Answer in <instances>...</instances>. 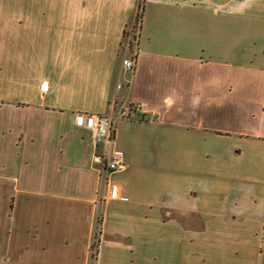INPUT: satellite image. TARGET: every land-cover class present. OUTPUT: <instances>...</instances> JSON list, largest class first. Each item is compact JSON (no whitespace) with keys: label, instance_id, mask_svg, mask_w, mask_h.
Instances as JSON below:
<instances>
[{"label":"crops","instance_id":"0c3cea01","mask_svg":"<svg viewBox=\"0 0 264 264\" xmlns=\"http://www.w3.org/2000/svg\"><path fill=\"white\" fill-rule=\"evenodd\" d=\"M60 1L0 5V264H89L112 147L96 264H263L264 0H145L131 77L136 0Z\"/></svg>","mask_w":264,"mask_h":264},{"label":"built area","instance_id":"2783aa9c","mask_svg":"<svg viewBox=\"0 0 264 264\" xmlns=\"http://www.w3.org/2000/svg\"><path fill=\"white\" fill-rule=\"evenodd\" d=\"M140 23L136 24L128 30V39L124 47L125 57L122 60L123 70L131 77L135 67L138 53V37H139ZM131 45V47H130ZM130 80L128 81V83ZM128 85V84H127ZM122 85L118 84L117 89H121ZM115 105V103H113ZM133 115L137 120H148L146 116L141 113V105L134 104L126 108L120 107L114 114H89L78 113L75 118V126L79 129L88 130L92 135V140L95 145L104 143L112 145L114 142V131L116 123L122 119H130ZM126 168L122 153L116 149L111 148L105 152L102 158V172L108 176L110 173H119ZM108 193L104 196L105 201L125 200V197L120 195V188L116 183H109L106 178Z\"/></svg>","mask_w":264,"mask_h":264},{"label":"rangeland","instance_id":"374dc122","mask_svg":"<svg viewBox=\"0 0 264 264\" xmlns=\"http://www.w3.org/2000/svg\"><path fill=\"white\" fill-rule=\"evenodd\" d=\"M0 1H1L0 5H2V6H11L12 4L16 3V0H12L13 3H10V0H0ZM75 1H77V0H75ZM141 2H142V0H136V6L141 4ZM54 3L55 4H61V1L60 0H40V2H39L40 6H49V5H53ZM146 7L149 8V7H151V5L150 6L145 5L144 11L146 10ZM144 11H143V15H144ZM137 24H138V22H137ZM132 25H130V26H128V28H126L125 33L128 34V30L132 27ZM127 34L125 37H123L122 45H121L120 52H119L120 63H122V60L124 58V47H125L127 39H128ZM237 37L238 38H244L245 36H242L241 34H235L233 37L234 40H236ZM254 41L257 42L256 39ZM257 46L256 45H255V47L250 46V48H253L256 50L258 48ZM120 84L122 85L123 82L121 81ZM100 171L102 173L101 179H102V181H105L106 177L103 174L102 169ZM103 202H105L104 197H100L98 199V208H97L98 210H97V213L95 214L94 225H93V229H92V238H91L90 250H89V264H96L97 263L96 260L98 257L100 237H101V233H102V224H103V215H102V207H103L102 204H104ZM98 239H99V242L97 244ZM154 254H156V255H154ZM154 256L158 257V254L155 253V251L153 253V257ZM146 257H147V254H146ZM148 257H149V254H148ZM263 264H264V258H263Z\"/></svg>","mask_w":264,"mask_h":264},{"label":"trees","instance_id":"16d2710c","mask_svg":"<svg viewBox=\"0 0 264 264\" xmlns=\"http://www.w3.org/2000/svg\"><path fill=\"white\" fill-rule=\"evenodd\" d=\"M144 2H145V0H142L141 4H139L137 6V13H136V16H135V19H134L133 27L137 24V22L141 23L142 16H143V11H144ZM125 36H126V33L124 31L123 37H125ZM130 47H131V45H130ZM98 242H99V239L97 240V244H98Z\"/></svg>","mask_w":264,"mask_h":264}]
</instances>
